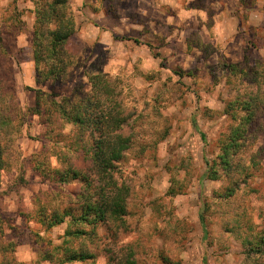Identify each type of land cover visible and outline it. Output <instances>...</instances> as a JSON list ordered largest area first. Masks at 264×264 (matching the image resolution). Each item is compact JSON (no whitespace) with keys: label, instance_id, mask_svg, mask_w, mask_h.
Listing matches in <instances>:
<instances>
[{"label":"rangeland","instance_id":"rangeland-1","mask_svg":"<svg viewBox=\"0 0 264 264\" xmlns=\"http://www.w3.org/2000/svg\"><path fill=\"white\" fill-rule=\"evenodd\" d=\"M39 1L0 0L8 54L0 75L12 83L17 109L35 104V92L25 87L59 99L88 91L87 73L105 74L122 90L128 126L134 120L125 132L151 145L122 165L128 228L107 247L124 260L118 248L131 243L133 264H264V255L250 252L264 237V0H66L74 22L66 44L71 64L62 78L42 84L31 56ZM251 94L258 108L243 147L233 152V170L226 176L218 167L219 178L211 180L206 170L230 124L225 104ZM23 119L5 147L11 169L0 173V264H50L42 253L60 243L65 225L44 232L32 216V196L53 186L30 171L46 127L35 115ZM236 181L235 193L220 199ZM99 235L93 243L109 241L105 228ZM84 244L94 251L95 244ZM101 246L84 264H107Z\"/></svg>","mask_w":264,"mask_h":264},{"label":"trees","instance_id":"trees-1","mask_svg":"<svg viewBox=\"0 0 264 264\" xmlns=\"http://www.w3.org/2000/svg\"><path fill=\"white\" fill-rule=\"evenodd\" d=\"M34 17L31 56L36 82L56 81L65 75L71 64L66 44L74 33V22L67 13L66 0H40L35 6ZM7 58L0 34V62L6 63ZM87 78L88 91L74 90L71 95L59 99L52 92L25 87V90L35 92V104L21 112L15 103L12 83L0 75V173L11 169L4 154L5 147L21 132L25 114L35 115L46 131L41 138L42 148L31 157L30 171L31 175L53 187L32 196L36 205L32 216L44 232L65 225L60 243H49L41 258L50 264L94 262L96 246L102 245L99 251L107 254V264H133L131 243L118 248V252L126 251L124 260L118 259L107 245L112 243L115 234L128 228L129 187L122 179V165L128 159L140 156L151 145L147 146L140 138L125 132L134 120L128 126L127 106L117 83L101 73H87ZM253 101L251 94L248 99L236 97L225 104L223 114L230 124L218 138L219 153L215 161L207 164V178L217 180L218 167L222 174H231L234 153L243 147L258 108ZM166 135L164 133L158 142ZM78 160L84 163L83 167L75 165ZM242 175L243 180L250 177L247 169ZM239 182L233 183L234 186L218 197L229 199ZM73 183L79 187L73 191L64 188ZM20 184L25 185L26 181L21 178ZM46 197H51V201H43ZM201 222L204 223L202 217ZM2 224L0 218V236L4 232ZM102 227L109 241L97 245L93 242L103 239L99 235ZM86 241L95 244L94 251L85 248ZM8 246L14 250L17 245L9 243ZM255 246L250 252L264 255V237ZM164 260L168 263L166 258Z\"/></svg>","mask_w":264,"mask_h":264},{"label":"crops","instance_id":"crops-1","mask_svg":"<svg viewBox=\"0 0 264 264\" xmlns=\"http://www.w3.org/2000/svg\"><path fill=\"white\" fill-rule=\"evenodd\" d=\"M73 184H75V183H73ZM73 184H69V185H66V186H64V188L66 189V190H68V191H70L69 189H68V186H73ZM73 191V190H72ZM18 246H16V248H17Z\"/></svg>","mask_w":264,"mask_h":264}]
</instances>
